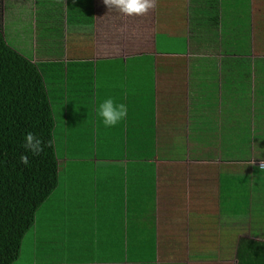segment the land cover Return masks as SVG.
<instances>
[{
  "label": "crops",
  "instance_id": "0c3cea01",
  "mask_svg": "<svg viewBox=\"0 0 264 264\" xmlns=\"http://www.w3.org/2000/svg\"><path fill=\"white\" fill-rule=\"evenodd\" d=\"M233 2L155 0L150 11L168 39L157 53L135 57L95 56L101 31L94 26L48 51L47 39H37L35 16L34 41L24 40L27 29L11 17L19 52L42 69L53 63L54 109L63 117L55 128L57 187L13 264H211L207 231L220 213L215 240L232 242L242 202L233 204V196L250 205L264 193V172L256 167L264 160V54L248 58L243 40H227L236 22L225 7ZM263 5L261 23L249 28L252 48L264 42L256 33L264 27ZM0 28L13 33L8 23ZM207 31L218 36L217 46L213 39L192 44ZM109 45L107 33L102 46ZM109 96L128 109L112 128L95 113ZM72 100L83 102L84 118L68 121Z\"/></svg>",
  "mask_w": 264,
  "mask_h": 264
},
{
  "label": "trees",
  "instance_id": "16d2710c",
  "mask_svg": "<svg viewBox=\"0 0 264 264\" xmlns=\"http://www.w3.org/2000/svg\"><path fill=\"white\" fill-rule=\"evenodd\" d=\"M260 1L264 3V0H258L259 4ZM92 2L95 0H39L35 16L37 39H47L51 46L48 47L49 51L64 38L67 42L74 41L78 36L79 41L80 35L84 38L88 31L86 29L91 26L93 31L96 21V7ZM100 2L101 7L102 0ZM248 3L249 0L246 8L240 4V9L247 12ZM104 6L105 16H109L106 12L110 15L116 12ZM244 19L248 25L247 16ZM126 24V29H130L129 23ZM137 24L144 23L138 20L134 22V25ZM258 27L256 33L264 36V27ZM248 33V27L239 32L236 25L237 41L243 40L240 45L247 52L252 46ZM5 36L0 28V264H13L20 254L25 234L34 224L38 208L57 187L59 168L55 128L59 125L54 109L53 63L44 69L31 63L27 56L8 43ZM126 54L133 57L150 55L149 52L135 50ZM77 90L78 87H75ZM66 92L69 94V91ZM71 102L73 112L69 109L64 113L65 116L69 115L68 121L84 118L87 111L83 102ZM27 132L35 133L44 141L46 146L39 156L25 153L22 144ZM49 143L50 146H47ZM21 154L29 156L30 166L19 162ZM255 198L250 205L246 204L250 209V224L244 227L245 233L240 234L242 230L237 228L230 238L233 243V264H264V193L255 195Z\"/></svg>",
  "mask_w": 264,
  "mask_h": 264
},
{
  "label": "rangeland",
  "instance_id": "374dc122",
  "mask_svg": "<svg viewBox=\"0 0 264 264\" xmlns=\"http://www.w3.org/2000/svg\"><path fill=\"white\" fill-rule=\"evenodd\" d=\"M98 1L100 2V0H95V2H92L95 4V7H96L95 9L96 10L95 11L96 21L94 22V27H97V29L98 30L100 29L101 31V36L99 37V40H98V48H97V51L94 52L95 56H104L105 54H111V56H113L115 54H120V53L126 54L129 51L132 52L134 50L142 51V52H150L151 54H153L155 52L157 53L160 46L163 45L165 41H167L168 36L162 33L165 31V29L159 28V26H164V24L162 23L161 25L160 23H158L157 25L156 12L151 13V11H149L147 15L141 16V17H125L118 12H113L110 15L109 12H106L109 16H105L104 15V10L106 8L104 6L105 4L103 3V0H102V6L100 7V5L98 4ZM262 3L263 2L260 1V4H259L258 0H249V3H248L249 8L247 12H245V10L243 11L242 8L240 9V6L243 4V0H241L240 3L239 2L232 3V8L225 7V10L229 18L232 19L233 18L232 16L235 14L234 19H232V21L236 22L232 24V26H230L232 28L229 31V33L228 31L226 32L227 40L228 38H230L231 41L234 39L236 25L240 32V30H243L246 27L250 28L253 24L256 26L261 23L262 14L259 12V8L262 5ZM37 7L38 6L36 5L35 0H0V25L4 30H5V25L7 23L10 27H13V28H10V30L13 33H10V34L6 33L5 37L8 43L13 45L16 49L18 48L13 44V41H15L14 35L19 33V30L17 26L14 27L13 24L16 22L11 20V17L15 15L16 21L23 24L25 26V29H27L26 31L27 34L28 33L30 34V32L33 30L31 32L32 35H29V34L24 35L25 36L24 40L27 41L29 39V41H34L33 34H34V29L36 25L33 24L34 23L33 20H34V16L37 15V13H35V11L37 10ZM12 9H13V12H15L14 14L12 12ZM227 14L226 15L222 14V18H221L222 22L224 20L229 21ZM103 16H105V18ZM245 16H247L248 25L245 24V19H244ZM192 17H194V15H192ZM138 20L143 21L144 24L134 25V22ZM126 23H129L130 29L128 30L126 29L127 27ZM124 26H125V29H124ZM105 27H107L108 31L103 30L105 29ZM29 29L31 30L28 31ZM102 30L103 32H105L104 36L102 35ZM209 32L211 31H207L204 36H199V35L194 36L192 44L197 46L198 44L203 43L202 42L203 39L206 40L207 42L213 39L212 41L213 45L217 46L220 39L218 38L217 35L210 34ZM107 33H108L109 40H110V45H109L110 50L109 51L105 49L109 43L106 44L107 46L105 48L102 46V39H105L107 37ZM236 36L237 34L235 35V37ZM171 37L173 36H170V41L173 42ZM179 37L183 38L182 35H180ZM21 38H23V35H21ZM257 45L258 47L253 45V48L252 47L248 48L249 49V52L247 53L248 58L249 57L254 58V59L262 58L261 54H264V42L257 44ZM213 51L220 53V50L218 49H213ZM218 55L216 57H218ZM59 111H60V107L58 109V112ZM56 118H57V122L59 123L58 125L61 126L63 124V117L57 114ZM254 149L256 150L258 149V147ZM262 161L264 160H259L256 162V164L258 165ZM233 162H237V161H233ZM237 163H240V162H237ZM241 164L245 165V163H241ZM248 166H251V164H248ZM199 193L201 195L205 193L204 186L200 189ZM196 195L199 197L201 196L198 194ZM236 199H238L239 201H242V202H239L238 204L239 210L237 211V214H238V218L241 220L237 221V227L242 230V232H239V233L243 234L245 233L244 227L248 223L250 224V216H249L250 209H248V207L246 206V203L244 201L245 197H241L238 194V198H236L234 195L233 200H232L233 204L236 201ZM221 215L222 214L220 213V216ZM220 216L216 218V222L214 223H213V217L211 218V221H212L211 227L214 230H216L217 226L219 225ZM209 220L210 218L207 219V223L209 222ZM228 223L229 225H231L229 221ZM213 229H210L209 231H207V247H206L207 262L211 264H233L234 263L233 243L229 241L228 237H226L225 242L223 243L218 242L219 244V248H218L217 241L215 240V237H214L215 231H213ZM229 247L232 249L229 250Z\"/></svg>",
  "mask_w": 264,
  "mask_h": 264
},
{
  "label": "clouds",
  "instance_id": "9594fccd",
  "mask_svg": "<svg viewBox=\"0 0 264 264\" xmlns=\"http://www.w3.org/2000/svg\"><path fill=\"white\" fill-rule=\"evenodd\" d=\"M103 3L109 11H116L125 17L145 16L155 7V0H103ZM95 113L97 119L102 122L104 127L112 128L126 119L128 109L126 104L117 102L113 97L109 96L97 101ZM45 146L44 141L35 133L27 132L24 135L22 147L25 149V153L39 156L44 151ZM47 146H50V143ZM19 162L26 167L30 166L27 154H21ZM258 167L264 170V161Z\"/></svg>",
  "mask_w": 264,
  "mask_h": 264
},
{
  "label": "built area",
  "instance_id": "2783aa9c",
  "mask_svg": "<svg viewBox=\"0 0 264 264\" xmlns=\"http://www.w3.org/2000/svg\"><path fill=\"white\" fill-rule=\"evenodd\" d=\"M261 163V162H260ZM260 163L258 164V166L260 165ZM260 168V167H259Z\"/></svg>",
  "mask_w": 264,
  "mask_h": 264
}]
</instances>
